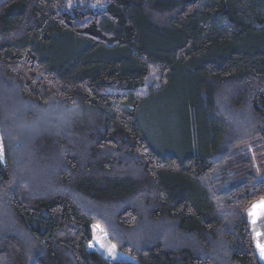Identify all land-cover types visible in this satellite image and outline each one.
<instances>
[{
  "label": "trees",
  "instance_id": "16d2710c",
  "mask_svg": "<svg viewBox=\"0 0 264 264\" xmlns=\"http://www.w3.org/2000/svg\"><path fill=\"white\" fill-rule=\"evenodd\" d=\"M86 1L0 0V264H261L264 0Z\"/></svg>",
  "mask_w": 264,
  "mask_h": 264
},
{
  "label": "rangeland",
  "instance_id": "374dc122",
  "mask_svg": "<svg viewBox=\"0 0 264 264\" xmlns=\"http://www.w3.org/2000/svg\"><path fill=\"white\" fill-rule=\"evenodd\" d=\"M81 5H86L92 11L96 12L104 9V4L86 0H69L67 9L70 12L73 7ZM179 94V89L175 85L172 89L166 90L164 95L157 96L148 102V113L150 114L141 113V117L147 126H149L148 124L152 126L149 128H152L151 134L154 144L161 145L166 150L170 149L176 152L180 151L179 146L183 141L182 136L185 130V126L180 118L182 115L177 117L174 108H171L173 103L177 102ZM179 112H181V109H179ZM174 118L177 120L176 122H174ZM244 149H248L250 154H252L255 169L257 175H259L258 179L264 178V145L258 146L257 149L246 145Z\"/></svg>",
  "mask_w": 264,
  "mask_h": 264
},
{
  "label": "water",
  "instance_id": "95a60500",
  "mask_svg": "<svg viewBox=\"0 0 264 264\" xmlns=\"http://www.w3.org/2000/svg\"><path fill=\"white\" fill-rule=\"evenodd\" d=\"M248 224L251 230L254 249L261 264H264V197L251 203L246 210Z\"/></svg>",
  "mask_w": 264,
  "mask_h": 264
},
{
  "label": "snow or ice",
  "instance_id": "6c2138e0",
  "mask_svg": "<svg viewBox=\"0 0 264 264\" xmlns=\"http://www.w3.org/2000/svg\"><path fill=\"white\" fill-rule=\"evenodd\" d=\"M262 252H264V250H262Z\"/></svg>",
  "mask_w": 264,
  "mask_h": 264
}]
</instances>
